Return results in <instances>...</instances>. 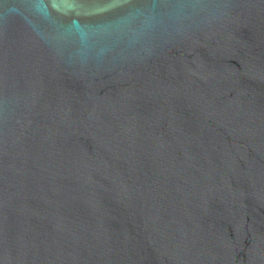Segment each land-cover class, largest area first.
<instances>
[{
	"label": "water",
	"instance_id": "1",
	"mask_svg": "<svg viewBox=\"0 0 264 264\" xmlns=\"http://www.w3.org/2000/svg\"><path fill=\"white\" fill-rule=\"evenodd\" d=\"M0 264H264V0H0Z\"/></svg>",
	"mask_w": 264,
	"mask_h": 264
}]
</instances>
